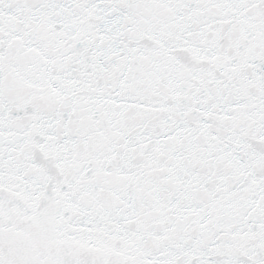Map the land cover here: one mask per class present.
Here are the masks:
<instances>
[{
	"label": "snow or ice",
	"instance_id": "snow-or-ice-1",
	"mask_svg": "<svg viewBox=\"0 0 264 264\" xmlns=\"http://www.w3.org/2000/svg\"><path fill=\"white\" fill-rule=\"evenodd\" d=\"M0 264H264V0H0Z\"/></svg>",
	"mask_w": 264,
	"mask_h": 264
}]
</instances>
